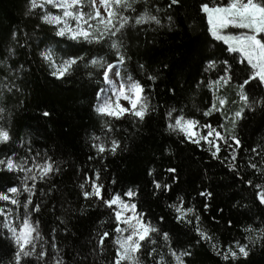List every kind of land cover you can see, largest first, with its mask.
Wrapping results in <instances>:
<instances>
[{
  "label": "trees",
  "instance_id": "obj_1",
  "mask_svg": "<svg viewBox=\"0 0 264 264\" xmlns=\"http://www.w3.org/2000/svg\"><path fill=\"white\" fill-rule=\"evenodd\" d=\"M169 3L170 0L147 3L140 0L134 6L135 12H125L134 17L147 8L164 25L160 27L153 22L131 26L122 37L125 45L122 51L126 50L130 59L121 71L144 85L151 109L143 121H138L128 114L115 119L95 110L96 93L103 86V69L88 61L94 56H103L107 62L118 59L110 50V42L90 44L59 37L57 26L39 18L45 9L37 8L29 13L28 0H0V61H3L0 107L4 108L0 126L11 133V141L0 144V159L11 156L21 164L25 160L41 164L48 160L54 168L59 167V171L43 181L37 176L32 204L25 209L23 202L28 193L23 192L21 184L25 174L9 172L0 165V192H6L10 186L21 187L17 197L21 203L13 207L15 216L22 219L33 205H41L39 212H31L29 216L40 232L33 241V256L24 258L31 264H55L56 259H62L65 264H113L117 248L113 243L117 236L115 207L109 209L94 197L85 199L79 187L84 184L83 190L91 191V181L97 179V172L105 199L115 194L126 197L124 194L131 189L136 193L135 201L145 220L160 230L144 242L142 255L149 264H158L160 254L168 260L166 264H172L169 247L177 253L191 251L192 256L185 258L187 264H264V242L252 243L247 239L250 235L256 239L259 232L246 231L249 225L264 228V205L259 204L256 196L259 190L245 183L251 179L253 184H264L261 173L249 166L255 163L264 170V109H245L244 118L233 129L231 113L243 106L236 83L246 76L247 70L237 63L236 54L226 50L223 41H216L210 35L207 16L200 10L203 3L223 5L227 0H181L180 6L172 8H168ZM84 11L89 8L85 7ZM168 15L173 17L171 28ZM130 24L134 25V20ZM9 48L15 55H9ZM45 48L60 61L74 54L83 60L65 77L56 78L51 75L53 68L39 55ZM208 59L229 60L235 77L233 83L215 92L217 96L227 97L228 104L221 111L205 116L203 113L213 103L214 93L206 85L223 68L218 64L216 69L205 72ZM141 64L143 69L139 67ZM149 74L156 75L157 80H149ZM256 95H264V90L257 89ZM172 109H175L173 117L182 115L197 121L209 117L225 125L226 136H238L241 145L231 141L230 146L217 154L219 158L212 157V150L205 143L194 144L178 130L168 129L174 120L166 113ZM45 111L50 115L45 117ZM113 139L120 142L115 152L110 150ZM99 144L105 145L104 153L93 146ZM253 148L255 152L251 151ZM233 152L235 161H232ZM233 162L236 170L228 167ZM172 168L176 169L175 173L169 171ZM153 181L170 187L156 189ZM202 192H210L211 196L201 195ZM3 204L0 200V207ZM172 205L194 211L187 214V220L178 221ZM197 215L199 221L195 219ZM4 221L0 215V258L3 264H8L15 249L11 234L3 227ZM197 226L213 239H201L195 230ZM104 231L110 236L105 238V250L101 253L96 243L98 234ZM163 232L169 234V241H164ZM236 241L248 245L249 256L225 261L222 255ZM53 243L56 248L52 247ZM213 244L220 255L213 250ZM153 248L156 252L149 256ZM41 250L46 252L43 258L38 255Z\"/></svg>",
  "mask_w": 264,
  "mask_h": 264
},
{
  "label": "snow or ice",
  "instance_id": "obj_2",
  "mask_svg": "<svg viewBox=\"0 0 264 264\" xmlns=\"http://www.w3.org/2000/svg\"><path fill=\"white\" fill-rule=\"evenodd\" d=\"M140 0H28V12H32L37 8L45 9L47 6L59 9L60 14H53L52 12H45L39 18L49 25H55L56 35L59 37H68L73 41H85L88 43L100 44L102 42H110V50L114 51L115 59L114 62H107L103 56H94L88 63L94 66H98L103 69L102 75L107 84L111 85L110 91L116 97L115 102L105 99L103 103L98 104L95 108L98 114L103 116L112 117L119 119L125 114L131 115L138 121H143L145 116L151 110L148 104V97L144 94L145 87L140 81L133 79L131 76L127 77L126 81L117 82L116 78L122 76L121 67L125 64L127 59H130L126 55L125 45L123 42L124 30L131 26L142 25L144 23H155V25L163 27L161 19L157 14H153L147 8L140 12L134 17L126 15L125 12L131 11L135 12V5L138 4ZM145 3L148 0H144ZM181 0H170L168 8L173 6H180ZM88 7L89 11L85 12L84 8ZM103 9V12L101 11ZM200 10L207 16L208 32L216 41H223L227 45V51L229 53L238 54L240 57L237 63L244 65L247 70L246 76L236 83L238 88L239 100L242 102V107H239L236 111L231 113L232 119L230 123L233 129H235L237 122L242 120L245 116V109L254 111L258 107L264 109V95L257 97L256 90H264V0H227V3L215 4L209 6L208 3H203L200 5ZM160 10L157 8V12ZM28 14V13H26ZM134 20V25L130 24V21ZM70 21H75L74 25H70ZM93 21L94 23H89ZM168 27L173 26V17L171 15L167 16ZM240 28L246 29L247 31L241 32L239 34H233L231 32H225V29L229 28ZM119 34V35H118ZM13 38L16 37V33H12ZM10 56L15 55L12 48L8 49ZM40 57L48 63L50 68L54 70L51 75L56 78L65 77L72 67L77 64L78 61L83 60L80 55H71L62 62L57 64L56 60L53 58L54 53L45 48L40 51ZM236 59V57H233ZM3 61H0L2 64ZM206 66L204 71L208 72L217 68L218 64H222V73L217 75L214 80H209L207 87L214 89L213 93V103L211 106L204 111L205 116L211 115L214 111H221L227 104L228 98L224 96H217L216 91L220 88L229 85L234 82L235 70L229 60L225 59L219 61L216 59H208L205 62ZM22 67V66H21ZM141 69L144 65H139ZM167 67V65H164ZM111 73V77L109 75ZM148 79L151 81H156L157 76L149 74ZM199 86V85H198ZM11 91V88L8 89ZM103 91V90H101ZM174 91V89H170ZM99 95V93H98ZM128 101L131 107H125L119 103L120 98ZM217 102L219 107L217 106ZM234 103V102H233ZM175 109L169 110L166 115L170 117L174 122L168 124V129L172 131H179L184 134V136L191 140L192 143L199 145L200 141H206L209 145L215 148V151H211V155L214 158H219L218 153L220 152V146L218 143H214L209 137H217L219 140H224L227 143L229 137L217 131L216 128L212 127L210 124H205L203 127L208 129L206 135H198L193 132V127L199 124V121L194 119H187L182 115H177L173 117V112ZM4 112V108L0 107V113ZM223 114V113H221ZM45 117L49 116L50 113L45 111L43 113ZM3 117L0 116V119ZM227 118V117H226ZM111 130V125H108ZM197 136L196 139H193ZM231 140L234 141L236 146L241 145V140L238 136L232 135ZM94 139L99 140V137H94ZM11 141V133L9 129L0 126V144H8ZM119 141L113 139L111 141L110 150L115 152L119 147ZM97 147L99 153H104L106 151L104 144L93 145ZM255 152V148L251 149ZM235 153L233 152L232 161H235ZM26 164L27 161L25 160ZM0 165L4 167L9 172H24L25 176L22 178V190L28 193L26 200L23 202V207L29 209L32 204V195L36 189L35 181L37 176L40 180H45L49 174L54 171H59V167H55L53 163L45 160L42 164L36 163L35 168L39 169L38 174L32 173L31 168L24 167L23 164L17 163L13 160L11 156H7L5 159H0ZM251 168L255 169L257 172L261 173L262 178H264V170L258 168L255 163H250ZM228 167L232 170H236L235 163H229ZM170 172L175 173L176 169H169ZM151 174V171L149 172ZM97 179L91 181V191L83 190L84 184L79 187L82 189V196L85 199L94 197L96 200L100 201L102 205L107 206L109 209L113 208V205H117V209H113L116 225L114 231L118 233L113 241L118 247L115 249L113 264H144L142 257L139 255L144 247L142 242H147L151 240L152 233H159L160 230L152 225L150 222L144 220V213L137 212V205L135 203H128L121 199L119 194L111 196V198L105 199L103 195L104 186L98 183L100 173L96 174ZM239 175V172H237ZM175 179V177H173ZM33 181L32 184H28V181ZM156 189L168 190L170 185L160 184L157 181H153ZM250 186H254L259 191L256 196L259 200L260 205H264V184H253V180L249 179L245 181ZM55 185H53V188ZM52 189H49L51 191ZM21 192V187L10 186L7 188L6 192H0V200L10 201L13 205H19L21 201L16 198ZM11 193L12 195H9ZM201 195L211 196L210 192L200 193ZM124 195L128 197L135 196L136 193L129 189ZM182 204L183 201H180ZM175 208L178 215L176 219L187 220V214L192 213L194 209L192 208H182L177 205H172ZM208 205L205 204V208ZM41 209L40 204H35L25 213L24 219L21 224L13 225L9 222L8 213L0 208V215L5 216V221L3 227L7 230V233L11 234V243L14 245V251L11 253V258L8 260V264H31L30 260H25L24 258H30L33 256L35 251V244L33 241L40 236V232L35 224L29 219L31 212H39ZM70 211H75V209L70 208ZM131 210L132 215H125L124 213ZM163 219V217H161ZM199 221L200 217L197 215L195 217ZM63 222V221H62ZM187 222L191 223L190 220ZM38 224V222H36ZM229 223H231L229 221ZM121 224L124 227H121ZM196 232L199 234L201 239L211 241L213 238L201 227H196ZM53 231H56L53 229ZM67 231V229H64ZM246 231L249 232H259V236L256 239L250 235L247 237L252 243H256L257 240L264 242V228L255 229L251 225L248 226ZM125 233H127L125 235ZM35 234V236L33 235ZM110 233L108 231L98 234V240L96 243V249L101 253L104 252L105 248V238H108ZM165 242L169 241L170 237L167 232L162 233ZM236 248L233 249L231 246L227 247L226 252L222 255V259L225 261L231 258L233 261L239 259L240 257L247 258L249 256L250 249L248 245L241 244L239 241L235 242ZM53 248H56V244H52ZM191 247V246H189ZM213 250L217 251V254L221 253L217 250L216 245H212ZM94 249V251L96 250ZM169 253L175 260V264H187L186 257H191L192 252L188 250L181 251L179 254L171 247L168 249ZM156 252L153 248L148 252L149 256H152ZM39 257L43 258L46 252L41 250L39 252ZM86 259V257H85ZM0 264H3L2 258H0ZM55 264H65L62 259H56ZM158 264H166L165 257L163 254L159 255Z\"/></svg>",
  "mask_w": 264,
  "mask_h": 264
},
{
  "label": "rangeland",
  "instance_id": "obj_3",
  "mask_svg": "<svg viewBox=\"0 0 264 264\" xmlns=\"http://www.w3.org/2000/svg\"><path fill=\"white\" fill-rule=\"evenodd\" d=\"M48 7H49V9H48ZM45 11L46 12H52L53 14H60V10L59 9H56V8H53V7H51V6H47L46 8H45ZM101 11L103 12V9L101 8ZM89 23H94L93 21H89ZM75 24V21H70V25H74ZM245 31H247L246 29H240V28H229V29H225V32H231V33H233V34H239V33H241V32H245ZM237 55V58H238V60L240 59V57L238 56V54H236ZM54 58V57H53ZM55 59V58H54ZM56 60V62H57V64H59L60 62H62V61H60V60H57V59H55ZM54 70V69H53ZM122 72V71H121ZM109 75H110V77H111V73H109ZM127 75L124 73V72H122V76L121 77H118V78H116V80H117V82H122V81H126L127 80ZM102 79H103V86L98 90V92L96 93L97 95H96V104H95V106H97L98 104H101V103H103L104 102V100L105 99H109V100H111V101H113V102H115V100H116V97L112 94V92L110 91V89H111V85H109V84H107L106 82H105V80H104V77H102ZM101 90H103V91H101ZM98 93H99V95H98ZM144 94H145V92H144ZM119 103L120 104H122V105H124L125 107H131V105L129 104V102L128 101H125L122 97L120 98V100H119ZM126 115V114H125ZM183 117H185V118H187V119H191V118H188V117H186V116H183ZM174 122V121H173ZM205 124H210L212 127H214V128H216L217 129V131H220L222 134H224L225 136H226V131H227V127L225 126V125H223V124H221V123H218V122H215V121H212V120H210V118L209 117H207V118H205L204 119V121H199V124H197V125H195L194 127H193V132H196L198 135H206L207 134V132H208V129L207 128H205V127H203V125H205ZM229 137V139L227 140V143L224 141V140H219V138H217V137H209V139L210 140H213V142L214 143H218L219 144V146H220V149L222 150L223 148H225L226 146H230V143H231V136H228ZM194 139H196L197 138V136H194L193 137ZM200 142H203V143H205L209 148H211V150L212 151H215V148L214 147H212L211 145H209L206 141H203V140H201ZM234 142V141H233ZM220 150V151H221ZM23 165H24V167H26V168H31L32 169V173H29V175H31V174H33V173H36V174H38V172H39V169H37V168H35V162L33 161V162H27L26 164L25 163H22ZM24 173V172H23ZM25 174V173H24ZM25 176V175H24ZM30 181L31 180H29L28 181V184L30 183ZM9 195H12L11 193H9ZM116 195V194H115ZM17 198V197H16ZM121 199L122 200H124L125 202H128V203H135L136 205H137V203H136V201H135V196H132V197H128V196H126V197H123V196H121ZM4 202V204L0 207V208H3L4 209V211L5 212H7L8 213V219H9V222L11 223V224H13V225H19V224H21L22 223V221H23V219L24 218H20L19 216H15V214H14V209H13V207H14V205L13 204H11V202L10 201H3ZM114 207H115V209H117L118 208V206L117 205H113ZM137 212H140V210H139V208H138V205H137ZM141 213V212H140ZM125 215H132V212H131V210H128V211H126L125 213H124ZM4 216V215H3ZM115 216V215H114ZM144 218V217H143ZM4 219H5V216H4ZM144 220H145V218H144ZM32 221V220H31ZM121 227H124V225L123 224H121ZM127 233H125V235H126ZM117 235H119L118 233H117ZM152 235V234H151ZM143 244H144V242H142ZM117 247H118V245H117ZM233 249H235L236 248V244H234L233 246H231ZM227 250V249H226ZM142 251L143 250H141V252H140V256L142 257V260L144 261V264H149L147 261H146V259L144 258V256L142 255ZM169 253V252H168ZM170 254V253H169ZM177 254H179V253H177ZM169 259H171L172 260V264H175V260H174V258L172 257V255L170 254V258ZM166 262L168 263V260H166Z\"/></svg>",
  "mask_w": 264,
  "mask_h": 264
}]
</instances>
